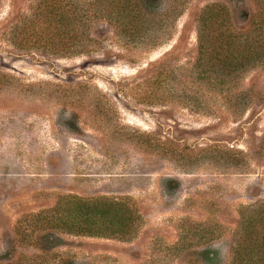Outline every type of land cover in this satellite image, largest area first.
I'll list each match as a JSON object with an SVG mask.
<instances>
[{
    "label": "rangeland",
    "instance_id": "obj_1",
    "mask_svg": "<svg viewBox=\"0 0 264 264\" xmlns=\"http://www.w3.org/2000/svg\"><path fill=\"white\" fill-rule=\"evenodd\" d=\"M38 1L0 0V264H203L205 250L228 264L242 211L264 201V64L203 75L198 21L215 6L245 32L264 0H148L138 33L94 20L102 41L59 59L7 33ZM66 197L126 201L135 235L18 242L19 223Z\"/></svg>",
    "mask_w": 264,
    "mask_h": 264
},
{
    "label": "trees",
    "instance_id": "obj_2",
    "mask_svg": "<svg viewBox=\"0 0 264 264\" xmlns=\"http://www.w3.org/2000/svg\"><path fill=\"white\" fill-rule=\"evenodd\" d=\"M146 1L39 0L29 9V15L17 14L6 20L5 25L10 26H6L7 33L19 53L27 55L43 51L56 59L77 57L87 54L93 44L102 41L88 34L94 20L106 21L122 34L132 35L143 29V23L149 18L145 13H148ZM217 10L215 6L207 8L198 21L201 55L198 68L203 70V75L216 73L224 83L226 79L256 67L259 62L264 64V53H261L264 50L258 45L260 40L264 43V20L259 25L252 22L245 32L224 30ZM254 25L255 30L251 29ZM204 52V55L211 52L220 56L206 64L202 62ZM239 96L245 98L247 94ZM139 221L137 211L123 200L66 197L51 211L31 217L26 224L19 223L14 235L19 243L27 242L42 249L45 242L54 238L49 234L34 237L32 231L35 229L56 231L66 236L127 240L135 235ZM202 263L219 264L218 253L205 250ZM228 264H264V201L242 211Z\"/></svg>",
    "mask_w": 264,
    "mask_h": 264
}]
</instances>
